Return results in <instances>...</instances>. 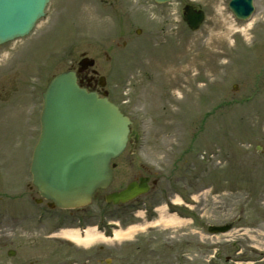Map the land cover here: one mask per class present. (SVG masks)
<instances>
[{
    "label": "rangeland",
    "instance_id": "1",
    "mask_svg": "<svg viewBox=\"0 0 264 264\" xmlns=\"http://www.w3.org/2000/svg\"><path fill=\"white\" fill-rule=\"evenodd\" d=\"M229 2L119 0L107 7L99 0H55L27 39L0 48L1 210L24 211L30 203L45 81L77 67L86 54L106 78L110 99L132 120L131 142L114 161L116 178L107 192L132 177L122 170L131 157L133 168L159 181L142 200L146 206L128 214L112 208L107 219L127 230L138 224L136 210H148L147 222L157 223L151 208L176 201L180 205L170 210L186 218L183 223L146 227L137 235L159 242L174 236V245L184 247L174 256L177 262L185 255L182 264H264V0L254 1L248 21L237 20ZM187 4L207 14L196 33L183 19ZM5 61L12 64L10 72ZM97 208L96 203L89 210L97 214ZM94 218L87 228L97 227ZM226 224L233 225L226 234L208 231ZM7 233L8 226H0L5 244ZM108 238L88 250L72 243V251L61 249L60 258L32 254L30 260L71 262L90 254L92 264L103 258L120 264L124 252L134 251L135 242ZM233 240L240 250L231 246ZM7 249L0 248V264L11 262Z\"/></svg>",
    "mask_w": 264,
    "mask_h": 264
},
{
    "label": "water",
    "instance_id": "2",
    "mask_svg": "<svg viewBox=\"0 0 264 264\" xmlns=\"http://www.w3.org/2000/svg\"><path fill=\"white\" fill-rule=\"evenodd\" d=\"M50 0H0V44L28 35L44 15ZM166 3L171 0H155ZM254 0H231L230 10L239 20L251 17ZM184 19L190 29L199 30L203 11L188 5ZM82 69L94 65L85 59ZM41 135L35 147L31 173L42 197L59 208L72 209L91 203L94 193L112 182L111 161L124 151L130 120L106 98L81 89L74 72L55 77L44 94ZM147 180L132 184L106 197L120 204L148 191ZM227 226H211L212 234L226 233Z\"/></svg>",
    "mask_w": 264,
    "mask_h": 264
},
{
    "label": "flooded vegetation",
    "instance_id": "3",
    "mask_svg": "<svg viewBox=\"0 0 264 264\" xmlns=\"http://www.w3.org/2000/svg\"><path fill=\"white\" fill-rule=\"evenodd\" d=\"M104 2V0H101ZM111 0H107L104 3L109 5ZM118 2V0H112ZM79 80L84 86L89 90L96 92L98 90V80L95 76H92L89 71H86L83 74L79 75ZM129 161L125 162V165L122 170L124 172H129L132 177L129 181L119 187V190L126 188L131 182L138 181L140 176L138 173H135L136 168L134 165H131L133 158H128ZM131 160V161H130ZM33 194H36V191L30 187ZM31 195V197H32ZM33 201L37 206H40L42 210L36 209L30 212L25 210L24 212L17 213L15 215L9 216L7 221L8 226V237L7 243L0 241V248L4 246L8 247V254L12 256L11 262L9 264H43L38 260L31 261L32 254H44V258H48L49 255L53 257L60 258L61 249L66 251H72L73 248L70 243L60 240L57 238V232L62 227L67 226H86L89 225L92 221L91 215L89 212H86L85 209L77 210H61L58 208H52L50 202L42 199L32 197ZM139 199H136L126 205H121L123 208V213L127 214L126 211L134 209L138 203ZM37 208V207H36ZM37 217H43L41 220ZM0 218H3L0 215ZM174 236H171L166 241L161 242L154 237L140 236L136 235L130 237L123 241L122 243H132L134 244L133 252H124L120 259V264H176L174 260L175 251L181 253L182 245H174ZM167 254V256H166ZM51 258V257H50ZM94 256L86 254V257L82 258V261L74 260L73 262H50L49 264H92ZM109 262V263H108ZM114 258H103L100 260V264H114ZM47 264V263H46Z\"/></svg>",
    "mask_w": 264,
    "mask_h": 264
},
{
    "label": "bare ground",
    "instance_id": "4",
    "mask_svg": "<svg viewBox=\"0 0 264 264\" xmlns=\"http://www.w3.org/2000/svg\"><path fill=\"white\" fill-rule=\"evenodd\" d=\"M127 148V147H126ZM166 208L161 207L159 209V221L156 223V225H163L165 227H177L179 226L181 223H183L182 219L177 218L175 215H166ZM138 231H143L142 229H140V227H135L132 226L127 230H121V229H117L113 236L108 240L109 241H123L126 240L128 238H130L131 236L135 235ZM60 233V237H64L69 239L70 241L74 242L75 244L84 246V247H89L92 244H94L98 239L102 238L104 239V237L97 233L95 229H88V231L86 232V234L84 236H81L79 234V232L76 230H63Z\"/></svg>",
    "mask_w": 264,
    "mask_h": 264
}]
</instances>
